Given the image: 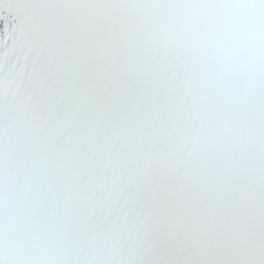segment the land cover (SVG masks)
I'll return each mask as SVG.
<instances>
[{"label": "snow or ice", "instance_id": "snow-or-ice-1", "mask_svg": "<svg viewBox=\"0 0 264 264\" xmlns=\"http://www.w3.org/2000/svg\"><path fill=\"white\" fill-rule=\"evenodd\" d=\"M0 264H264V0H0Z\"/></svg>", "mask_w": 264, "mask_h": 264}]
</instances>
